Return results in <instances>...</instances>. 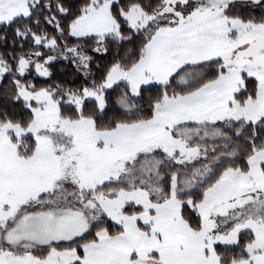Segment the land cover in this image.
I'll list each match as a JSON object with an SVG mask.
<instances>
[{
  "label": "snow or ice",
  "instance_id": "6c2138e0",
  "mask_svg": "<svg viewBox=\"0 0 264 264\" xmlns=\"http://www.w3.org/2000/svg\"><path fill=\"white\" fill-rule=\"evenodd\" d=\"M0 264H264V0H0Z\"/></svg>",
  "mask_w": 264,
  "mask_h": 264
}]
</instances>
